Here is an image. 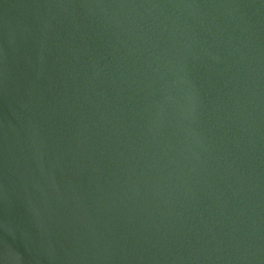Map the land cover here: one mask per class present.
I'll return each mask as SVG.
<instances>
[{
	"label": "water",
	"instance_id": "95a60500",
	"mask_svg": "<svg viewBox=\"0 0 264 264\" xmlns=\"http://www.w3.org/2000/svg\"><path fill=\"white\" fill-rule=\"evenodd\" d=\"M0 264H264V0H0Z\"/></svg>",
	"mask_w": 264,
	"mask_h": 264
}]
</instances>
